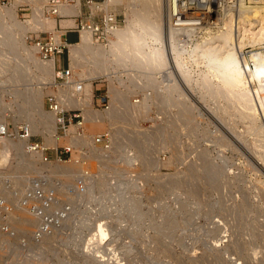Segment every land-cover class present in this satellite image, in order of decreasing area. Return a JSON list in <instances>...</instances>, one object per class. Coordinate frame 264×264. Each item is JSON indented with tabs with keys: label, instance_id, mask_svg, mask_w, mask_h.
I'll list each match as a JSON object with an SVG mask.
<instances>
[{
	"label": "rangeland",
	"instance_id": "rangeland-1",
	"mask_svg": "<svg viewBox=\"0 0 264 264\" xmlns=\"http://www.w3.org/2000/svg\"><path fill=\"white\" fill-rule=\"evenodd\" d=\"M234 1L238 0L224 2L236 5ZM46 2L9 0L8 4L0 5V12L5 13L0 31L9 27L16 42L15 47L12 46L13 53L9 43H0V122L7 123L11 129L27 124L32 133L31 140L47 148L41 155L29 151L21 138L6 137L15 142V146L9 152L10 158L0 160V195L12 204L10 214L13 215L17 209H25L19 205V198L30 187L32 177L45 173L60 180L58 191L63 194V200L72 205V215L64 228L42 242L31 240L38 220L30 211L21 214L17 220L8 215L9 224L3 217L13 234L10 233V239L0 234V264H264V120L259 110L253 115L247 110V104L241 103L240 94L235 97L232 92L224 90L215 68L208 66L209 72L208 63L202 64L206 60H192L195 57L191 52L195 48L192 47L196 43L195 36L182 38L187 41L183 42L184 45L175 43V49L184 50L175 58L171 54L168 61L159 62L165 65L163 68L153 58L148 62L140 54H133L137 56L134 61L138 56V60L145 59L146 63L139 61L141 65L143 63L141 67L138 61L129 57L127 60L119 50L112 51L109 46L110 39H115L113 34L107 44H97L102 45L103 50L97 47L95 51L98 48L111 51L107 54L101 51L103 58L97 53L95 56L85 54L82 42L65 48L59 56L64 61L62 66L69 64L83 87L78 102L76 97L80 92L76 93L75 88L62 90L69 107H83L82 114H91L95 120L103 119L96 127L86 121L83 136L71 134V140L70 136H61L45 101L53 89L54 72L45 76L27 56L32 54L37 63L46 65L29 39L30 36L44 38L48 31L55 30L48 27L47 21L60 18L54 15L42 17ZM136 2L122 0L112 3V9L123 20L120 28L126 25ZM67 10L63 14H67ZM84 38L93 41L90 35ZM153 42V38H147L143 50L149 52ZM249 50L251 47L245 49L246 56ZM95 61L103 62L96 66ZM179 65L182 70H188L179 73ZM103 68H106L105 72ZM108 71L111 74L106 76ZM184 73H188V77ZM206 79L210 82L207 83ZM92 83L94 87H100L94 97ZM106 87L111 105L103 110L96 99ZM142 89L151 92L150 99H141L145 92ZM255 89V84L251 83L247 92L256 101ZM32 92L35 100L37 97L36 102L28 99ZM137 96L141 99L139 104L132 102ZM127 108H132V111L129 109L131 116L127 114L126 120L123 116L118 118L117 115L121 116ZM186 108L189 111H185ZM41 114L51 116L53 131L43 126L39 119ZM74 129V126L69 128L70 131ZM103 132L110 136L108 148L93 143L92 135ZM51 135L56 136L54 145L50 142ZM134 136L140 139L143 147L134 144ZM78 137L83 138L78 140ZM67 142L85 146L90 170L87 174L82 165L74 164L66 156L65 160L55 159L56 147ZM44 155L48 156L46 161ZM57 166L67 173H59L55 169ZM207 167L218 171H213L216 177ZM203 168L209 179H205ZM78 177L83 179L86 191L67 194V186H75ZM136 200L140 205L135 209L131 206ZM170 218L174 221L171 225L167 224ZM99 226L105 232L102 236L99 235ZM21 239L25 240L24 246Z\"/></svg>",
	"mask_w": 264,
	"mask_h": 264
},
{
	"label": "bare ground",
	"instance_id": "bare-ground-1",
	"mask_svg": "<svg viewBox=\"0 0 264 264\" xmlns=\"http://www.w3.org/2000/svg\"><path fill=\"white\" fill-rule=\"evenodd\" d=\"M37 1L39 3L41 1L43 2L44 0H37ZM121 1L122 0H106L104 2V5H106V6L107 5H111L112 6L113 4L121 2ZM224 1H226V0H224ZM224 1H222V0H137V2H136L137 6L135 7L134 4H133L134 8L133 9L131 8V15L127 19L126 25L124 27H122V28H120V26H121L120 25L112 33V35L113 34L115 35V39L114 40L110 39V37H112V35L109 37V39L111 41V43H110L111 46H109V47L112 49V51H113V49L119 50L120 53L124 57H126V58L129 57V58L132 59V61H134V58H137V56L136 57H134V56L136 55V53H138V54L141 55L142 58L144 57L148 62H152L150 59L153 58L152 60L155 59V61H157L158 63L159 62L162 63L163 61L166 62L165 60L168 61V59L170 58L171 54H173L174 55L173 58H175V56L177 57L179 55V53L181 54V51L184 50V48L181 49V51H180L179 48H178L179 50L177 48H176L177 49L176 50L175 47H177V46H175V43L176 44L177 43H179V44L181 43L180 45H182L183 42H185V41H183L182 38H184L185 36L186 37L195 36V38H196L195 42L196 43L192 46L193 48L194 47L195 48L193 49V51H191L192 53L193 52L195 53V57L194 58L191 57V56H189V57L193 58L192 59L193 61H194V59H197V58H198V61H199L200 58L206 60L207 61L206 63H204V62L203 63L201 62V63L202 64H206V65L208 63L207 67L210 66L211 68H215L214 70L217 72V73L215 72V74H218V80L220 81V83H222L221 87L223 89L225 88L224 90H228L229 92H232L234 96L236 94H240L241 103H244V106H245V104H247V106L249 108L247 110H250L253 115L254 114H258V110H259V112L261 113V116L263 117V120H264V0H238V1H236L237 2L236 5L235 4L231 5V4H229V2H224ZM65 9H68L67 11H69V12H67V14H63ZM78 12H79L78 4L75 5V7H73V6H63L61 8V10H60L61 15L65 16V17H62V18L71 19V20L74 21V25H72V26H75V24H76V22L74 20V17H67V16L76 15ZM4 15H5V13H3V12L1 13L0 12V22H1V19H2V17ZM42 17H43V13H42ZM44 19H48V18H44ZM0 25H1V23H0ZM2 26H4V24ZM5 26L7 28L8 25L6 24ZM72 26H67V27H72ZM67 27H61V28L63 30L64 28H67ZM2 32H3V29L0 31V34H2ZM4 32H3V36H1L2 38L0 37V43H2L3 45H4V43L6 45H7V43H9L11 48H12V46H14V44H16V42H15V39H12V36H11L12 33L10 32L9 27L7 29H4ZM57 33H58V35L61 34V30L59 32H57ZM85 35H90L91 40H92V36H91V34L89 32H81L80 40L77 41L75 44L70 45L69 48L71 46H76L77 44H80L82 42L85 45V47H84L85 48V54L86 53L87 54H91V55L94 54V56L97 55V54H100V56L102 57V55L107 54L110 51L108 48H107L108 52L106 50L102 51L103 47L102 48L100 47L102 45H97L99 43H94L93 41L92 42L89 41V39L84 38ZM176 36H177V39H176ZM178 36H180V37H178ZM147 38H153V41H154L152 43L153 44V48L150 49L149 52L144 51L145 49L143 48L145 45L147 46V44H145L147 42ZM188 41H189V39H188ZM108 42H109V40H108ZM10 46H9V48H10ZM97 47H100V49H102L101 51L104 54L100 51L99 48H98V50L95 51V49H97ZM179 47L182 48V46H179ZM190 47H189V50H191ZM247 47H251V50L247 51L248 52V55H247L248 57L246 56V51H245V49ZM126 49H127V51H126ZM135 50H137V52L133 53ZM13 51L14 50L12 48V52L11 51L10 52L13 53ZM18 53H19V51H18ZM95 53H97V54H95ZM192 53H191V55H192ZM14 54H17V52L14 53ZM81 54H82V57H84L83 56L84 53H81ZM133 54H135V55H133ZM31 55H27V56L30 58V60H32L34 62V67H36L37 69L41 70V72L44 73L45 76L47 74H51L52 75V73L54 72V65H55L54 61L52 59L49 60V61H45L46 65H44L43 63L41 64L40 62L37 63L33 59V57ZM94 56L92 58H94ZM129 58L127 60H129ZM95 59H97V58L95 57ZM138 59H139V56H138ZM138 59H135L136 62L138 61L137 64L140 63L139 65H141V62H139V61H143L144 63H146L144 61L145 59L144 60H138ZM202 59H200V60H202ZM174 60H176V59H174ZM97 61H98V59H97ZM97 61L94 62V64L96 66H98V63L101 64L103 62V61H100V62H97ZM46 62H49V63L47 64ZM161 63H159V64L161 65ZM170 63H171V61H170ZM201 63L199 62V64H201ZM152 64L153 63H151V65ZM154 64H156V63H154ZM154 64H153V66H154ZM196 64H198V62ZM142 65H143V63H142ZM142 65H141V67H143ZM156 65H158V64H156ZM160 65H158V66H160ZM166 65L168 67L169 62ZM158 66H155V67L158 68ZM163 66L162 67L165 68V65H163ZM177 66H178V64H177ZM138 67L141 68L140 66L137 65V68ZM210 67H208L209 69L207 68L208 71L210 70ZM177 68H180V70L177 69V71L178 70L180 71V72L178 71L179 73H182V72H184L183 70H186V68H184L182 70V67L180 65ZM170 69L172 71V74L174 75L173 69L172 68H170ZM19 70H20V68H19ZM104 70H106V68H103V72H105ZM163 70H165V69H163ZM166 71H164V72H166ZM160 72H163V71H160ZM168 73H170V72L167 71V74ZM109 74H111V73L108 71L106 76L107 75L109 76ZM186 74H187V77H188V73H186ZM186 74L184 73V75H186ZM168 75H171V74H168ZM168 75H167V77H168ZM174 77H175V75H174ZM216 77H217V75H216ZM20 78H21V76H20ZM189 78H190V76H189ZM89 79H91V78H89ZM171 80H172V78H171ZM204 80H205V78H204ZM206 81H207V83L210 82L207 79H206ZM203 82L204 81H202V84H203ZM220 83H219V86H220ZM251 83H254L255 86H256V89L254 90V93H256V95L258 96L256 101H255L254 97L248 96V92L249 91L247 92V90L250 88V84ZM206 84H204L203 86H205ZM90 85L91 84H88V86H90ZM138 85H140V84L138 83ZM82 89H83V87H82ZM142 90H144L145 92L142 93V98L141 99H143V98L147 99L145 97H149V99H150L151 96H152L151 92L150 91L146 92L147 89H142ZM177 90H178V88H177ZM210 90H211V88H210ZM206 91H208V90H206ZM185 94H187V93H185ZM249 94H250V92H249ZM30 96H31V98L29 97L28 99L29 100L31 99L33 102H36L37 97H36V100H35V96H33V92H32V94ZM141 99H138V100L134 99L132 102L139 104L141 102L140 101ZM126 104L129 105L128 103H125V105ZM182 106H183V104H182ZM187 108H189V107H187ZM187 108L185 109V111L188 110ZM82 109L85 110V108H83V107H82ZM129 109L130 108L124 109L123 113L121 112V116L117 112L119 114V116H118L117 113H116L117 117L121 118L123 116L124 119H125V116L127 114H128V116L129 115L131 116V114H132L131 113V111H132L131 109L132 108L130 109L131 111ZM182 109H183V107H182ZM244 114H246V113H244ZM110 116H113V115H110ZM50 117L45 115V114H41V117L39 119H40V121H42V124H43V126L45 128L52 129V131H53L54 126H53V124L51 126V122H50L51 118ZM87 117L90 118L89 120H94L95 119V118L92 117L91 114H90V116H87L86 114H84V120H88ZM189 118L190 119L192 118L191 115H190ZM179 119H180V117H179ZM184 119H185V117H184ZM129 121H130V118H129ZM171 121L174 122L173 120H171ZM177 121H179V120H177ZM187 121H189V120L187 119ZM54 122H55V119H54ZM183 122H184V120H183ZM178 124H176L177 126H175V127H178ZM72 125L73 124H71V126ZM181 125L183 126V123ZM181 125H180V127H182ZM184 126H185V124H184ZM189 126H190V124H189ZM135 127H137V126H135ZM191 129H193V127ZM132 135H134V134H132ZM51 136L53 137V139L50 142L52 143V145H54L56 143V136L55 135H51ZM6 137L7 136H5V137L4 136H0V160H4V159L6 160V159L10 158L9 152L15 146V142H11V140L7 139ZM81 138H83V137H78V140L81 139ZM135 138L133 140L134 144L136 143L135 145L139 146L140 148L143 147V146H141L142 143L141 144L139 143L140 139L138 140L137 138L136 139ZM139 147H137V148H139ZM135 148H136V146H135ZM142 152H143V150H142ZM147 157H148V155H147ZM148 159H149V157H148ZM142 163H145V162L142 161ZM27 166H30V164L27 165ZM212 167H215V166H212ZM212 167H207V168H208V170H211L210 172H212V175H214L215 173L213 171H215L216 169L215 170H214V168L211 169ZM68 168L70 169V167H68ZM55 169L58 170L59 173L60 172L67 173V172L64 171V169L61 166H57ZM203 170H204V168H203ZM203 172H206L205 179L206 178L209 179L207 177V171L204 170ZM203 172H201V173H203ZM217 173H218V171H217ZM203 174H202V177H204ZM192 175L193 174H191V176ZM210 177H212V176H210ZM22 182H23V180H22ZM176 182H178V180ZM206 182H207V180H206ZM19 183H20V181H19ZM25 183H24V185H25ZM31 183H32V181H31ZM211 184H212V182H211ZM16 185H18V184H16ZM159 185H161V184H159ZM21 186H23V184ZM16 187H18V186H16ZM90 188H92V184H91ZM19 189H20V187H19ZM83 191H86V190L83 189ZM185 191H187V190H185ZM134 202L135 203H133V206H131V207L136 209V208L139 207L140 204H138L139 202L137 200L134 201ZM17 207H19V206H17ZM27 212H29L27 209L25 210L23 208L22 209L19 208V209H17V213L12 215V214H10V211H9L4 216L5 219H6L5 221L8 223V219H7L8 215L12 216L13 219L17 220V218H19V216L21 214L25 215V214H27ZM138 214H139L138 216L140 217V213L139 212H138ZM25 218H28V216H26ZM26 220H28V219H26ZM172 220L170 218V221L167 224L171 225L172 223H174V221H172ZM13 223H15V222H13ZM170 225H168V226H170ZM104 233L102 231V226H99V235L102 236V235H104ZM0 234L4 235L7 239L11 238L10 232L8 233V232H5V231H0ZM51 235H48V237L46 236L45 238H43L41 240V242L46 240V239H49V238L53 237L55 234L52 235V236ZM99 244H101V243H99ZM99 244H98V246H99ZM42 245H43V247H45L44 243ZM36 248H37V246H36ZM38 250H40V248H38ZM241 251H243V250H241ZM94 258H96V257H94Z\"/></svg>",
	"mask_w": 264,
	"mask_h": 264
},
{
	"label": "built area",
	"instance_id": "built-area-1",
	"mask_svg": "<svg viewBox=\"0 0 264 264\" xmlns=\"http://www.w3.org/2000/svg\"><path fill=\"white\" fill-rule=\"evenodd\" d=\"M105 0H47L43 8V15H54L62 18L60 10L63 6H73L78 4L79 12L76 15L67 17H77L78 20L75 26L64 28L63 30H75L79 34L81 32H89L92 40L95 43L107 44L109 37L112 33L122 24V19L112 9L111 5H104ZM9 0H0V5H6ZM61 27L56 28L54 31H48L47 35L43 37L30 36L32 45L36 53L42 60L54 61V78L51 83L53 89L46 97L47 109L53 114L56 124V131L60 132L61 136L66 137L72 135L83 136L85 135L83 109L81 107H69L68 99L62 95V90L67 87H74L77 96L83 95L82 83L75 77L69 64L66 66H59L57 58L63 53L65 48H68V42L62 38L59 32ZM100 87L92 89V97ZM138 95V94H137ZM140 99L139 96L133 100ZM98 106L103 110L108 109L111 105L110 95L108 88L100 93L96 99ZM75 120V122H73ZM71 124L74 126V131H70ZM72 134V135H71ZM0 136H16L25 141L26 147L29 151L45 153L47 148L39 142L32 141V133L27 124H22L17 128L11 129L7 123L0 122ZM93 143L101 144L102 147L108 148L110 146V136L108 132L93 134ZM72 161L74 164L82 165L83 172L88 173L89 167L87 164V152L84 145L77 144L74 146L70 142L65 143L60 148L55 149V159L58 161L66 159ZM46 161L47 155L43 156ZM43 160V161H44ZM8 183V182H7ZM60 187V180L56 177H49L46 174L36 175L32 177L30 187L26 188L24 193L19 198V205L30 211L37 218V226L31 233V240L33 242H40L43 238L56 231L64 228L66 220L72 215V205L63 200V194L58 191ZM84 189V181L82 178H77L74 185L67 186V194H73L77 191ZM12 204L8 203L0 195V231L13 232L9 229L8 225L3 221V217L12 209ZM25 239V238H24ZM24 239H21V244L24 246Z\"/></svg>",
	"mask_w": 264,
	"mask_h": 264
},
{
	"label": "crops",
	"instance_id": "crops-1",
	"mask_svg": "<svg viewBox=\"0 0 264 264\" xmlns=\"http://www.w3.org/2000/svg\"><path fill=\"white\" fill-rule=\"evenodd\" d=\"M57 18H59V17H57ZM74 20H75V22H77L78 18L75 17ZM47 22L49 24L48 27H50V29H54V28L56 29V28H59V27H67V26L74 25V21L73 20H71V19H65V18H60L58 20L56 19V21H55V19H53V20L47 21ZM61 34H62V38L63 39H66V41L68 42V48H69L70 45H73L77 41H79V34L75 30H61ZM57 61H58L57 64H59V66H62V62L64 63V61H62L61 57H58L57 58ZM64 65L65 64H63V66ZM94 88H97V87H94V84L92 83L91 93H92V89H94ZM94 95H95V93H94ZM87 99L89 100V98H87ZM100 120H103V119H99V120H95V119L94 120H89L88 119L86 121L91 122L93 124V127L94 126L96 127L97 126V123H99Z\"/></svg>",
	"mask_w": 264,
	"mask_h": 264
}]
</instances>
